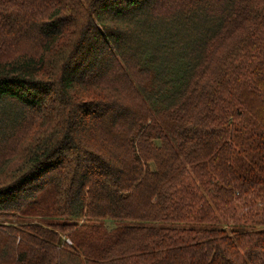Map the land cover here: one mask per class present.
<instances>
[{
    "label": "trees",
    "instance_id": "1",
    "mask_svg": "<svg viewBox=\"0 0 264 264\" xmlns=\"http://www.w3.org/2000/svg\"><path fill=\"white\" fill-rule=\"evenodd\" d=\"M0 264H264V0H0Z\"/></svg>",
    "mask_w": 264,
    "mask_h": 264
},
{
    "label": "built area",
    "instance_id": "2",
    "mask_svg": "<svg viewBox=\"0 0 264 264\" xmlns=\"http://www.w3.org/2000/svg\"><path fill=\"white\" fill-rule=\"evenodd\" d=\"M67 242L70 243V241L67 239Z\"/></svg>",
    "mask_w": 264,
    "mask_h": 264
}]
</instances>
